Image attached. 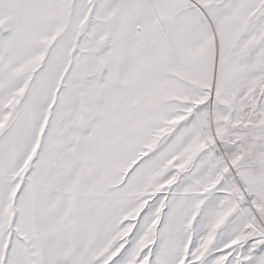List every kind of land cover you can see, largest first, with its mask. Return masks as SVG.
Listing matches in <instances>:
<instances>
[{"label": "snow or ice", "instance_id": "obj_1", "mask_svg": "<svg viewBox=\"0 0 264 264\" xmlns=\"http://www.w3.org/2000/svg\"><path fill=\"white\" fill-rule=\"evenodd\" d=\"M0 264H264V0H0Z\"/></svg>", "mask_w": 264, "mask_h": 264}]
</instances>
